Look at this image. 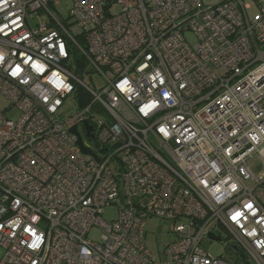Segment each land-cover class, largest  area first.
Here are the masks:
<instances>
[{
    "label": "built area",
    "instance_id": "obj_1",
    "mask_svg": "<svg viewBox=\"0 0 264 264\" xmlns=\"http://www.w3.org/2000/svg\"><path fill=\"white\" fill-rule=\"evenodd\" d=\"M71 1L0 0V264H264V0Z\"/></svg>",
    "mask_w": 264,
    "mask_h": 264
},
{
    "label": "rangeland",
    "instance_id": "obj_2",
    "mask_svg": "<svg viewBox=\"0 0 264 264\" xmlns=\"http://www.w3.org/2000/svg\"><path fill=\"white\" fill-rule=\"evenodd\" d=\"M205 5H215L223 0H201ZM248 2H253V0H248ZM51 7L54 9V6L51 5ZM73 7V2L71 0H59V3L56 5V9L60 13V15L64 19H68V21H71L70 18V12ZM116 13L119 12V8L114 9ZM256 13V7L255 5L250 10V16L252 17ZM187 38L190 40L191 43L195 44L196 39L192 34H187ZM80 43L85 47L86 41L80 40ZM85 81L89 84H92L89 77L85 78ZM94 85L97 88H101L104 85V81L100 75L95 74L94 75ZM8 106L7 100L0 97V108L4 109ZM77 111L76 105L74 102H72V99H70L61 109L62 116L67 118L73 114H75ZM19 114V109L16 108L14 110H9L8 115L11 118H17ZM79 130L81 134L84 137V141L87 145L93 144V140H90L86 137V128L84 125H80ZM256 162H258L257 169L258 171L263 170L262 169V163L260 160L256 159ZM103 217L106 221L112 222L117 219L118 217V208L111 206L106 207L105 211L103 213ZM146 241L148 248L153 253L160 252L163 247L170 243L175 241L176 235L172 233V224L169 221L161 220L158 218H151L147 220V226H146ZM221 234V240H212L206 235L203 237V240L201 242L202 249L206 251L207 253L215 256V257H222L223 259L231 262L232 264H240V260L245 261V257L242 256L238 251L229 249L228 246V237L225 233L220 231ZM100 236V231L98 229H93L91 233L89 234V237L98 240ZM2 255V249L0 247V256ZM247 262L245 261L244 264Z\"/></svg>",
    "mask_w": 264,
    "mask_h": 264
},
{
    "label": "water",
    "instance_id": "obj_3",
    "mask_svg": "<svg viewBox=\"0 0 264 264\" xmlns=\"http://www.w3.org/2000/svg\"><path fill=\"white\" fill-rule=\"evenodd\" d=\"M86 128H87V135L90 136V137H93V135L91 134V126L88 125V123L86 122ZM72 131L77 134L79 136V139H78V144L81 146L82 148V151L85 153V154H90L94 157H96L98 159V157L96 156L95 153H93L90 149L86 148L84 145H83V140L81 138V136L79 135L78 133V130H77V127L75 126ZM99 160V159H98ZM209 237L213 240H220L219 237H217L216 235H214L213 233H209ZM246 264H250L249 262H247Z\"/></svg>",
    "mask_w": 264,
    "mask_h": 264
}]
</instances>
